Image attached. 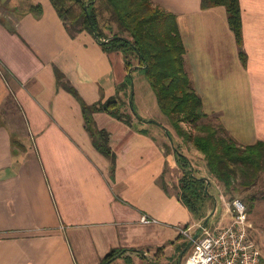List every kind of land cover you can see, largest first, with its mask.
Listing matches in <instances>:
<instances>
[{
	"label": "crops",
	"instance_id": "obj_1",
	"mask_svg": "<svg viewBox=\"0 0 264 264\" xmlns=\"http://www.w3.org/2000/svg\"><path fill=\"white\" fill-rule=\"evenodd\" d=\"M152 1L178 17L186 72L205 112L240 145L264 143V0H241L246 64L225 7ZM1 65L0 264H101L114 249L126 254L112 264H179L189 242L180 229L192 231L199 221L178 196L180 179L173 181L181 168L168 119L139 114L144 122L134 117L129 125L96 113L114 167L86 129L82 103L129 102L123 53L106 52L88 32L73 39L51 0H0ZM143 94L135 100L150 115L153 97ZM10 105L28 118L23 136L4 114ZM200 156L194 168L211 179ZM223 204L218 224L228 226L232 215Z\"/></svg>",
	"mask_w": 264,
	"mask_h": 264
},
{
	"label": "trees",
	"instance_id": "obj_2",
	"mask_svg": "<svg viewBox=\"0 0 264 264\" xmlns=\"http://www.w3.org/2000/svg\"><path fill=\"white\" fill-rule=\"evenodd\" d=\"M63 20L69 35L75 39L88 32L94 35L90 18L98 34V42L106 52H122L129 72L123 85L128 91L129 102L120 98L106 103H82L86 129L95 147L115 165L116 156L109 146V135L96 126V113H107L132 125L140 115L131 108L133 104V73L137 69L145 76L155 93L162 113L168 118L181 144L173 140L172 149L181 168L182 178L178 196L197 221H205L214 208L213 197L207 191L208 182L198 172L184 152L183 146H192L204 158L212 179L223 188L231 201L258 186L264 172V143L240 145L222 123H217L204 109V103L193 86L185 68L186 47L181 36L178 17L157 6L152 0H51ZM225 7L229 25L235 35L240 58L246 64L243 49V18L241 0H202L204 10ZM41 15L40 7L34 8ZM90 16V18H89ZM4 72L5 69L0 66ZM69 91L78 97L74 88ZM129 107L131 113L123 112ZM144 122V121H143ZM213 184L211 183L210 187ZM209 187V189H210ZM254 199L256 197H253ZM213 201V202H212ZM216 204V201H215ZM248 208V213H251ZM188 243L181 249L180 255ZM126 252L112 250L101 264H112ZM179 255V264L180 256ZM127 264L132 261L126 259Z\"/></svg>",
	"mask_w": 264,
	"mask_h": 264
},
{
	"label": "rangeland",
	"instance_id": "obj_3",
	"mask_svg": "<svg viewBox=\"0 0 264 264\" xmlns=\"http://www.w3.org/2000/svg\"><path fill=\"white\" fill-rule=\"evenodd\" d=\"M16 1L18 2L23 1V3L28 4L29 2L33 0H16ZM132 84H133V96L134 97H133V104L131 105V108H133L141 116H151L152 120L156 122L160 120L166 121L168 118L162 113L160 107L158 106L156 96L154 95L152 91V88L145 76L144 71H142L141 69H137L134 71ZM148 92L151 94V97H153L152 99L148 100V105L150 108V115L149 114L146 115L145 113L140 111L139 99L135 100V93H137V96L139 98L140 94L145 93L143 95H147L149 94ZM5 110L6 111L4 114L6 118L9 119L12 126H14V129L17 132H20L22 136L25 133H27L28 126H27V123L25 122V120L28 119L27 116L25 114H22V112L17 106L15 108L14 106L10 105L9 107L5 108ZM23 116L24 118H26L25 120ZM144 126L145 127H156L155 124H150V123L144 124ZM173 132H174V135L176 136L175 141L177 140L178 141L177 143L181 144L182 140L178 138L174 130ZM182 150H184V152L187 153L191 157L190 160H193L197 166L201 167L200 165L202 163V160L200 159H202V157L200 156L201 154L197 150H195L192 146H188V145L183 146ZM200 170L201 169H199V171ZM182 175L183 174L180 171V169H177L176 172H174L173 181L176 182L177 184L179 179L181 180ZM209 190L211 192L210 194L214 198L213 199L214 205H215V201H217V208L214 206V208L211 211H209V216L212 213L213 215L217 214L215 217H213L212 215L209 221V226H211L214 230L218 228L226 227L227 226L226 224H218L220 217L222 216V213L225 210L223 202L227 204V206L230 208L231 210L230 214L232 215V202L233 201H231L228 196H225L223 188H221V186L217 183H213V185L210 187ZM220 191L224 194L223 202L221 199ZM253 197H256V198L254 199ZM237 199L245 203V205L247 206V210L248 208L252 209L251 213H248V221H249L248 231H249L250 237L257 244V247L259 248L261 252V256L263 258V263H264V179L262 181L260 179L258 186L255 187L250 192H244L240 195H237V197L234 200H237ZM215 209L217 210L216 214H215L216 212ZM202 223L203 221L198 222L197 223L198 225H196L191 232L194 233V231H196V229H198L200 225H202ZM190 251L191 250L187 252L182 262H184L185 259L188 257V255L190 254ZM176 264H178V261L176 262Z\"/></svg>",
	"mask_w": 264,
	"mask_h": 264
},
{
	"label": "built area",
	"instance_id": "obj_4",
	"mask_svg": "<svg viewBox=\"0 0 264 264\" xmlns=\"http://www.w3.org/2000/svg\"><path fill=\"white\" fill-rule=\"evenodd\" d=\"M143 222L156 221L144 217ZM248 224L247 206L239 199L234 200L230 225L215 230L209 225L205 227L183 264H264L257 244L249 235ZM180 231L189 241L193 239L194 233L189 229Z\"/></svg>",
	"mask_w": 264,
	"mask_h": 264
},
{
	"label": "water",
	"instance_id": "obj_5",
	"mask_svg": "<svg viewBox=\"0 0 264 264\" xmlns=\"http://www.w3.org/2000/svg\"><path fill=\"white\" fill-rule=\"evenodd\" d=\"M89 18H90V16H89ZM90 22H91V26H92V28L94 30L95 38L98 40V34H97L96 30H95V26H94V23H93L91 18H90ZM205 179L208 182V186H207V191H208L212 182L208 178H205ZM215 207L217 208V201H216ZM212 215H213V213L204 221L203 225H201L199 227L198 231L196 233H194L193 239L188 242V245H187L186 249L180 255L181 256L180 257L181 258L180 259V263L183 261V259H184L185 255L187 254V252L192 249V247L194 245V241L197 240L202 235L204 228L209 225V221H210V218L212 217Z\"/></svg>",
	"mask_w": 264,
	"mask_h": 264
}]
</instances>
